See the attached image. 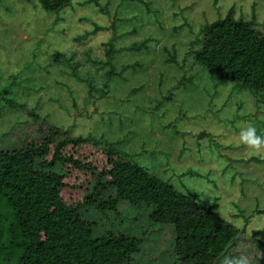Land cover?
I'll return each instance as SVG.
<instances>
[{"label": "rangeland", "instance_id": "obj_1", "mask_svg": "<svg viewBox=\"0 0 264 264\" xmlns=\"http://www.w3.org/2000/svg\"><path fill=\"white\" fill-rule=\"evenodd\" d=\"M231 7L247 19L255 13L264 35V0H72L58 13L44 12L38 0H0V149L40 144L47 127L118 143L129 161L264 242V148L238 135L247 124L264 135V93L219 79L186 56L202 26ZM111 44L119 71L89 91L82 79L92 66L81 62L77 76L71 68L86 48L95 60ZM56 53L65 58L56 62ZM73 53L76 61H68ZM129 208L121 202L116 214L92 207L81 214L99 235L153 230L141 211L123 217ZM160 232L153 245L168 254L172 233ZM145 254L141 264H158ZM236 259L264 264V251L247 240L216 264Z\"/></svg>", "mask_w": 264, "mask_h": 264}, {"label": "trees", "instance_id": "obj_2", "mask_svg": "<svg viewBox=\"0 0 264 264\" xmlns=\"http://www.w3.org/2000/svg\"><path fill=\"white\" fill-rule=\"evenodd\" d=\"M38 1L44 12L58 13L72 0ZM237 13L231 7L224 17L205 23L186 56L192 55L197 66L219 79L258 95L264 93V35L255 13L248 19ZM102 49L103 55L95 60L87 48L80 53L82 58L75 53L68 58L78 59L71 76H77L81 62L92 66L82 79L89 81V91L99 81L107 86L119 71L113 64L114 46ZM62 57L54 55L56 62ZM117 145L47 127L40 144L0 149V251L4 249L7 258L1 264H141L144 253L158 264L169 258L172 264H216L247 240L264 251V242L201 206L195 196L132 163ZM121 202L131 206L123 217L141 211L156 225L153 230L141 237L116 231L99 235L94 223L81 214L88 207L116 214ZM168 229L172 239L167 254L153 243L160 230ZM149 234L156 235L150 239Z\"/></svg>", "mask_w": 264, "mask_h": 264}, {"label": "clouds", "instance_id": "obj_3", "mask_svg": "<svg viewBox=\"0 0 264 264\" xmlns=\"http://www.w3.org/2000/svg\"><path fill=\"white\" fill-rule=\"evenodd\" d=\"M238 135L240 141L246 146L253 149L264 148V135L257 134V130L253 125L241 126ZM225 264H245V262L241 259H236L227 260Z\"/></svg>", "mask_w": 264, "mask_h": 264}]
</instances>
